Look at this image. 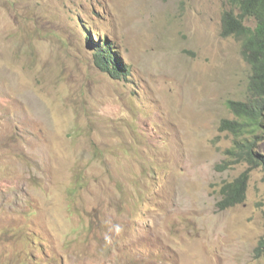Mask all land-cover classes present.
Returning a JSON list of instances; mask_svg holds the SVG:
<instances>
[{
    "label": "rangeland",
    "instance_id": "obj_1",
    "mask_svg": "<svg viewBox=\"0 0 264 264\" xmlns=\"http://www.w3.org/2000/svg\"><path fill=\"white\" fill-rule=\"evenodd\" d=\"M228 7L0 0V264H264V171L220 129L251 73ZM89 38L127 75L98 70Z\"/></svg>",
    "mask_w": 264,
    "mask_h": 264
},
{
    "label": "trees",
    "instance_id": "obj_2",
    "mask_svg": "<svg viewBox=\"0 0 264 264\" xmlns=\"http://www.w3.org/2000/svg\"><path fill=\"white\" fill-rule=\"evenodd\" d=\"M224 1L229 7L222 11L221 36L240 41L242 56L250 65L251 73L245 97L227 100L236 117L223 119L220 129L233 135V145L226 150L230 158L247 161L250 167L261 166L264 171V154L255 149L256 139H264V0ZM250 20L252 22L248 23ZM88 45L94 50L93 61L98 70L116 79L127 75L129 69L112 43L89 38ZM248 178V171H244L236 180L223 184L216 206L223 210L242 203L246 198ZM82 185L78 180L74 192ZM263 246L264 237L259 244Z\"/></svg>",
    "mask_w": 264,
    "mask_h": 264
}]
</instances>
